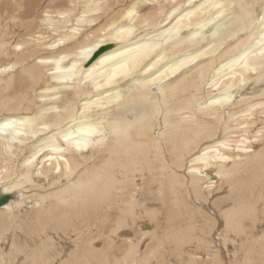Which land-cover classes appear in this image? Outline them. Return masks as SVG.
Returning a JSON list of instances; mask_svg holds the SVG:
<instances>
[{
	"label": "bare ground",
	"instance_id": "obj_1",
	"mask_svg": "<svg viewBox=\"0 0 264 264\" xmlns=\"http://www.w3.org/2000/svg\"><path fill=\"white\" fill-rule=\"evenodd\" d=\"M65 1L0 27V264H264V0Z\"/></svg>",
	"mask_w": 264,
	"mask_h": 264
},
{
	"label": "rangeland",
	"instance_id": "obj_2",
	"mask_svg": "<svg viewBox=\"0 0 264 264\" xmlns=\"http://www.w3.org/2000/svg\"><path fill=\"white\" fill-rule=\"evenodd\" d=\"M111 1H109L106 4V6L108 7L107 10H106V6H105V8L102 10L103 12H101V14H99L100 12L98 13L97 17L99 19L96 17L95 24L93 26H91V30H97V28H100L102 26V23L103 24L106 23L105 22L106 20L107 21L110 20L112 16L114 18V14L116 17L117 16L116 14H118V12H120L125 7H127V5H129V3H130V0H111ZM17 3L20 4V0H18ZM21 3L26 4V5L23 4L22 9L23 8L24 9L22 10L19 5L13 6V8L14 7L17 8L16 13H14L15 18H6L5 20L2 19L3 23H1L0 27H7L8 30L16 28L18 20L22 19V22L21 23L19 22V24L22 27L18 30V32L16 33V36H19L21 38L26 37V39L29 40V44L31 45V48L33 49V48L37 47V42H36V36L37 35L48 34V36H52L51 33L48 30H46V26L42 23L43 11H45L46 9L53 11L55 8H62L66 5L67 1H65V0H57V1L56 0H21ZM104 4L105 3L103 2V5ZM113 7H115V8H113ZM0 9L2 10L3 8H0ZM104 11H105V13H104ZM115 11H116V13H115ZM102 13H104V14H102ZM99 15H100V17H99ZM101 15H102V18H101ZM87 29H85L83 31L84 34L87 33ZM62 30L63 29L60 28V31H62ZM27 31H28V34L30 33L29 35L27 34ZM149 37H151L150 34L143 36V38H147V39H149ZM35 104H38V103L35 102ZM259 127H261V123H258L255 128L257 129ZM254 145H256V150H259L262 147L263 143L259 141V142H255ZM225 190H226L225 186H223L221 188V190L219 189L218 186H215L213 189H211V193L208 195L210 202H213L215 200V201H217V204L221 203L223 196H225V194H226ZM43 192H45V191H43ZM219 193H222V194L219 195ZM28 206H30V204L27 202L23 208L27 209ZM159 223H161L160 220H159ZM67 245H69V244H67ZM231 251L232 250L230 249V252Z\"/></svg>",
	"mask_w": 264,
	"mask_h": 264
},
{
	"label": "snow or ice",
	"instance_id": "obj_3",
	"mask_svg": "<svg viewBox=\"0 0 264 264\" xmlns=\"http://www.w3.org/2000/svg\"><path fill=\"white\" fill-rule=\"evenodd\" d=\"M217 7H220L219 5H217ZM262 55H264V52L261 53ZM91 135V134H89ZM71 139V138H70ZM71 143L76 147V148H81V147H87L89 144L88 140H84V139H77V140H71ZM57 151H63L62 149H57ZM59 170V169H57Z\"/></svg>",
	"mask_w": 264,
	"mask_h": 264
},
{
	"label": "water",
	"instance_id": "obj_4",
	"mask_svg": "<svg viewBox=\"0 0 264 264\" xmlns=\"http://www.w3.org/2000/svg\"><path fill=\"white\" fill-rule=\"evenodd\" d=\"M6 199H7L6 197L1 198L0 199V205H2L6 201Z\"/></svg>",
	"mask_w": 264,
	"mask_h": 264
}]
</instances>
